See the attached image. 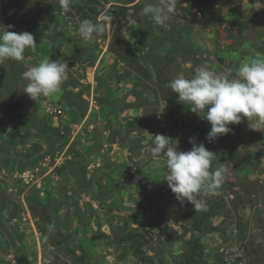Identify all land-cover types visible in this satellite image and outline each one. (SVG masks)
<instances>
[{"label":"rangeland","instance_id":"rangeland-1","mask_svg":"<svg viewBox=\"0 0 264 264\" xmlns=\"http://www.w3.org/2000/svg\"><path fill=\"white\" fill-rule=\"evenodd\" d=\"M83 2L85 7L76 9L80 14L70 13L72 23L75 24L78 17L97 22L94 15L101 9L108 10L111 24L107 25V35L104 32L100 38L90 41L80 37L83 43H79V53L74 51L60 55L58 46L52 52H49L50 47L41 53L26 50L22 61L8 60L5 65L0 64V109L8 115L16 106L18 109L13 114H20L18 123L22 130L14 129L16 132L13 135L22 139L29 137L23 127L30 126L35 135L51 140L52 143L46 148L27 152L29 158L35 154L41 155V158L45 153L51 156L59 154L54 169L40 180L39 187L25 189L24 182L18 178L25 168L16 171L17 167L28 161V158L13 161L10 167L9 162L2 164L9 176H4V172H0V175L12 186L0 185V264H264V180H260V150L253 145L238 148L229 138L231 131L209 142L205 137L210 124L178 101L177 95L168 87L169 82L177 76L191 78L195 74L194 66L202 59L187 51L189 44L181 30L183 22L176 18H180V7L176 4L175 12L167 24L158 26L142 13L145 4L131 7L122 0ZM152 2L155 0L145 3ZM39 4L35 9L40 16H34L32 24L30 19H18V30L28 26L41 27L39 18L48 11L57 13L60 8L58 0ZM114 18L118 19V23L114 24ZM128 33L135 39L134 44L124 38ZM189 56L193 65L187 68L185 61ZM46 57L67 62V79L62 86L71 88L69 94L72 99L68 103L69 107L73 106V114L78 112L86 116L80 122L79 117L64 118L63 112L56 118H44L39 101L36 103L23 92L27 83L23 73ZM206 58L205 65H208L210 62ZM97 59H100L99 63L94 65ZM122 61L125 64L118 66ZM104 63L107 66L101 67ZM211 68L218 74L225 71L216 65ZM112 77L116 81L129 78L128 84L120 86L123 90L115 93V102L97 95L95 101L100 105H110L109 111L125 114L119 118L124 121L125 132L119 131L117 135L116 129L108 137L129 143L125 160L128 172L124 177L121 176L124 180L118 181L116 186H103L100 180L96 181L90 176L96 169L86 170L85 166L82 168L71 164L70 159V163L65 162L64 154L70 148L62 151V146L68 138L81 143L87 139L95 146L100 136L103 142L104 134L95 132L94 125L88 126L90 114H84L86 111L108 110H97L92 100L88 107L83 93L85 81L89 78L98 81L99 78L98 93L104 95L105 89H109L106 79ZM117 84L112 86L116 87ZM90 86L87 90L93 93L94 84ZM167 101L170 104L166 108ZM40 102L43 103L42 100ZM32 104L35 105L31 111L40 115L37 123V118H26L23 114L21 117L22 112L19 111V107ZM159 113L163 122L173 128L167 134L156 130V115ZM156 134L176 141L178 151L192 148L190 138L197 144L203 142L208 150L215 153L212 169L221 165L229 169L226 179L214 193L201 194V201L205 205L203 209L195 212L191 202L178 201L163 180V166H157L145 150L147 144L151 143L150 135ZM13 156L16 160V154ZM12 174L15 176L12 177ZM93 184L103 189L98 195L90 188ZM112 191L113 199L107 198ZM97 200L95 207L93 201ZM23 203L26 204L25 210L32 215L31 218L27 215L28 220L24 221L21 219L25 212L21 208ZM108 204L113 205L114 212L105 210ZM107 214L116 218L115 229H109L112 224L107 226L105 222L98 225V230L88 226L100 220L106 221ZM50 224L54 225L51 232L48 230ZM91 231H97L101 240L94 246L88 240L84 245L80 244L78 236H85ZM72 233L75 237L73 244L63 238ZM14 256L15 261H12Z\"/></svg>","mask_w":264,"mask_h":264},{"label":"crops","instance_id":"crops-1","mask_svg":"<svg viewBox=\"0 0 264 264\" xmlns=\"http://www.w3.org/2000/svg\"><path fill=\"white\" fill-rule=\"evenodd\" d=\"M48 1L50 0H0V20H2L0 21V31L3 30V27L5 25H7L6 28H8L9 31L19 33L22 31L28 32L29 30V33L34 32L33 35L37 44L35 47V51H38L40 53L43 51H47L49 47V52H52L54 48H57L56 46L59 47L60 55H62V53L65 54V52L72 53L74 51H78L81 48L80 45L83 43L81 42L80 36L76 31L78 23L82 20L80 17L77 18L78 21H76L75 24H68L62 17L57 15L58 12L55 13L53 11H48L46 14H44L43 17L39 18L42 22L41 27L36 26L34 28H30V26H28L26 29L24 28L18 30V19L24 17L26 18V20L30 19V22L33 21L34 16H40L35 7L40 5L39 3L45 4ZM122 2L129 1L122 0ZM81 7H85L84 2L81 3L78 0H73L70 4L69 12L75 15L76 13L80 14V12H76V9L78 10ZM87 13L92 15L91 12ZM179 16L180 18L176 17L177 20H181L184 24L185 21L183 20L180 13ZM115 21L116 22H114V24L118 23L117 18ZM108 23L111 24V19H108ZM183 24L181 25V30L184 31V35L182 36L189 44V48L187 51L192 55L195 54L196 57L201 56L202 58L199 59V64L194 66V72H196V70L200 66L205 65V58L207 57L210 62L208 63V66L212 67L216 65L225 70L224 72L226 73L227 77L232 78L235 75V69L243 60L253 57L257 53H264V0H221L220 5L217 9L204 11V16L201 21L200 27H195L189 22H185V24ZM107 25L108 24L105 25L106 29ZM26 26L27 24L25 25V27ZM106 31L108 32V30ZM106 31L105 34L107 35ZM125 46L127 45H124V47ZM139 46L141 48V43L139 44ZM133 48L136 49V47ZM155 48L156 47H154V49ZM100 54L101 52H99V56ZM216 58H218V61H215ZM113 59H115V56ZM211 59H213L214 61H212ZM99 60L100 59L94 61V65L99 63ZM7 61H4L2 65H5V62ZM122 62L118 63V66H122L125 64L124 61ZM26 63H28V61H26ZM31 63L35 64L34 61H32ZM192 65L193 60L189 56V58L185 61V66L189 68V66L191 67ZM100 66L106 67L107 64L104 63ZM128 80L129 78L126 77L121 78L118 81H116L115 77L106 79V83L109 89H105L106 91L103 95L101 93H98V85L100 84L101 79L98 78L97 81V79L94 78V80L92 81L89 78L88 81H85V91L83 93V96L86 98L88 107L92 100L93 106L97 107V110H101L102 108H107L106 110H108V106L110 107V105L98 104L97 101H95L96 95L99 96V98L104 96L106 98L105 100L109 99L110 102H115L114 99L117 98L115 93L122 92L123 87H121L120 89V86L128 84ZM116 82H118L117 86H112L116 85ZM91 83L94 84L93 93H90L89 90H87V88L91 87ZM70 89L71 88H67V86L61 85V91L59 94L48 98L41 97L38 101L43 110L46 103H50L51 105H54L60 109L59 114H62L63 112L64 118L67 116H73L77 118L79 117L78 121L80 122V120H83L84 116L80 115L78 112L77 114H73V111H71L73 106L69 107L68 102L72 99L71 94H69ZM107 92L109 93V96ZM41 100L43 101V103L40 102ZM38 101H36V103H38ZM34 105L35 104H32L31 106H21L19 107V109H21L19 111L22 112L21 117L23 114L24 116H26V118H37L35 121L37 123L40 120V115H36L33 113V111H31ZM67 107L70 109L69 111H67ZM88 107L87 109L89 110ZM17 109L18 107L15 106L12 112H10L8 115L3 112L4 110L0 109V172H4V176L9 175L8 172L7 174L5 173L6 169L3 168L2 164L9 162L8 165L10 167L13 161L16 162L18 161V159L22 160L28 158V161L22 162V164L17 167L16 171H18V168L20 169L21 167H23V169L33 167L35 164H38L41 161V155L35 154L36 156L34 155L33 157L29 158L27 152H33L36 149L41 148L44 149L46 148V146H48V144L52 143L51 140L47 137L41 139L40 136L35 135L34 130H31L30 126L23 127L25 132L28 133L29 137L22 139L20 138V136H14V132L22 130V126L18 123V117L20 114H13V111H17ZM127 111L131 110H126V112ZM42 112L44 114V118L47 119L56 118L59 115L49 114L45 112V110ZM87 114H90L89 119L87 120L88 126L94 125L96 130L95 132L104 134L102 135V137H104L103 142L102 138L99 135L97 145H95L96 147L92 145V141H88L87 139H85L86 141H82L83 143H81V141L72 142L71 138H68L67 142H65L62 146V151L65 148H70V151H66V153L64 154V160L65 162H69L68 159H70L71 164H76L79 167L85 166L86 170H88L89 168H94V170H96L90 176H92L96 181L100 180L102 182L100 185L104 186L111 184L112 186H116L118 181L124 180L123 178H121V176L127 175L128 172L126 168L127 166L125 167V160L127 159L128 154L126 147L129 146V143L123 141L125 143L124 144L121 140H111V138L109 139L108 134L112 136L116 129L118 130L117 135H119V131L121 133H123V131L125 132V127L123 126L124 121L119 120V118H121L120 116H124L125 114H120L119 111L109 110L86 111L84 115ZM119 122L122 124V126H119ZM100 127L104 128L105 130L99 129ZM229 127L231 128L229 138L233 140V144L235 146L241 148L244 146L253 145L255 149L260 150L262 166V170L260 171V180H264V131L250 130L248 127L247 118H244L240 124H231L229 125ZM14 129H16V131ZM100 130H102V132H100ZM22 133L23 131H21V134ZM105 134H107V136H105ZM99 143L101 144L100 149ZM98 152L100 153V155H98ZM87 153L90 154V156H88ZM13 154H16V160L13 159ZM58 156L59 154H56L52 157H55L54 159H57ZM241 156H244V154L241 153ZM4 176L0 175V185H4V187H11L12 184H8L9 182L7 179H4ZM11 176L14 177L15 174H12ZM54 176V178L57 179L55 174ZM2 181L3 183H1ZM56 184L57 186H59L58 183ZM19 186L22 185L20 184ZM90 188L96 191L97 195L99 194L100 190H103L100 189L97 184H93ZM116 192L117 191H114V193ZM107 198L113 199V191L107 196ZM97 203L98 200L96 202L93 201V206L96 207ZM107 206H105V210H111V212H114V207L112 204H108ZM24 211V214L26 216L29 215L30 218L32 217L30 211ZM75 211L77 212V210ZM94 211H96V208L93 210V212ZM106 217V221L100 220V222H95L91 225L88 224V226H93L96 230H98V225H102L105 222L107 226H109V223L112 224L110 225L109 229H115V225H117L115 221L116 218L109 217L108 214ZM25 224H27V222ZM73 233L71 235L67 234L65 237H63L65 238V241L67 240L68 242L73 244L75 242ZM78 238L80 244L84 245L85 241L88 240L90 241L91 246L96 245L97 242L101 240L99 239L97 231H91L85 236H78ZM11 256L12 254H9V257ZM12 261H15V256Z\"/></svg>","mask_w":264,"mask_h":264},{"label":"clouds","instance_id":"clouds-1","mask_svg":"<svg viewBox=\"0 0 264 264\" xmlns=\"http://www.w3.org/2000/svg\"><path fill=\"white\" fill-rule=\"evenodd\" d=\"M78 1L83 3L84 0ZM132 1L128 2L129 6ZM58 3L62 11L71 16L70 0H58ZM177 3L178 0H155L145 3L142 13L155 25L165 26ZM104 12L106 19L103 21L97 20L95 14L97 22L83 19L78 23L76 31L84 41L99 37L106 31L109 16L108 10ZM124 38L135 43L129 33ZM36 45L33 34L27 31L17 33L4 27L0 31V64L7 60L22 61L25 51L35 50ZM68 68L66 61L50 60L49 57L42 59L23 73L27 81L23 92L34 101L59 94L62 83L67 79ZM168 87L177 95L178 101L210 124L205 137L209 142L228 134L231 131L229 125L240 124L244 118H247L250 130L264 131V53L243 60L232 78L202 65L191 78L177 76ZM149 139L151 143L145 150L157 166H163V180L176 199L191 202L195 212L203 209L201 194L214 193L226 179L229 169L222 165L212 169L215 153L208 150L203 142L197 144L190 138L192 148L178 151L177 142L163 134L150 135ZM53 229L54 225H48L49 232Z\"/></svg>","mask_w":264,"mask_h":264},{"label":"built area","instance_id":"built-area-1","mask_svg":"<svg viewBox=\"0 0 264 264\" xmlns=\"http://www.w3.org/2000/svg\"><path fill=\"white\" fill-rule=\"evenodd\" d=\"M148 0H133L130 3V6L134 5H144L145 2ZM221 0H178L177 5L182 10L180 14L182 15V18L185 22H189L190 24L194 25L195 27H200L201 21L204 16L205 10H214L217 9L220 5ZM58 14L60 17H62L68 24L72 23L69 13H65L60 8L58 11ZM97 20L103 21L106 19V14L104 10L99 11V13L96 16ZM219 74H222L225 76V73L223 71L219 72ZM45 112L49 114H59L60 109L54 105H51L50 103H46L44 107ZM157 119V131L163 132L164 134L168 133L172 128L170 124H165L163 121L162 115L159 113L156 115ZM56 159H54L50 154L46 153L41 158V161L38 164H35L33 167L25 168L19 175V180L24 182L25 189L32 188L34 186L39 187L40 186V180L44 178V176L47 174V172L52 171L54 169V162ZM21 208L25 210L23 205H21ZM22 221L28 220L27 216L24 214L21 215ZM33 220V219H32ZM12 257V256H11Z\"/></svg>","mask_w":264,"mask_h":264},{"label":"trees","instance_id":"trees-1","mask_svg":"<svg viewBox=\"0 0 264 264\" xmlns=\"http://www.w3.org/2000/svg\"><path fill=\"white\" fill-rule=\"evenodd\" d=\"M123 49H124V48H123ZM168 103H169V101H167V106H166V108L169 107ZM169 104H170V103H169Z\"/></svg>","mask_w":264,"mask_h":264},{"label":"bare ground","instance_id":"bare-ground-1","mask_svg":"<svg viewBox=\"0 0 264 264\" xmlns=\"http://www.w3.org/2000/svg\"><path fill=\"white\" fill-rule=\"evenodd\" d=\"M23 207L26 209V205L23 203Z\"/></svg>","mask_w":264,"mask_h":264}]
</instances>
